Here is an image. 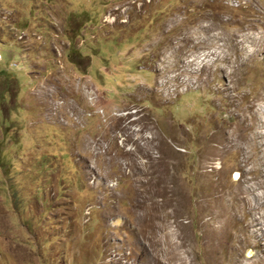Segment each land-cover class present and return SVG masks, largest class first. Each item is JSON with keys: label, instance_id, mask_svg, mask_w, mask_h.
Returning <instances> with one entry per match:
<instances>
[{"label": "rangeland", "instance_id": "374dc122", "mask_svg": "<svg viewBox=\"0 0 264 264\" xmlns=\"http://www.w3.org/2000/svg\"><path fill=\"white\" fill-rule=\"evenodd\" d=\"M157 261L264 264V0H0V264Z\"/></svg>", "mask_w": 264, "mask_h": 264}, {"label": "bare ground", "instance_id": "6f19581e", "mask_svg": "<svg viewBox=\"0 0 264 264\" xmlns=\"http://www.w3.org/2000/svg\"><path fill=\"white\" fill-rule=\"evenodd\" d=\"M150 194H151V193H150ZM154 197H155V196H154ZM150 206H151V205H150ZM170 246H171V245H170ZM157 257H158V255H157ZM156 260H157V258H156ZM182 260H183V259H182ZM157 264H161L160 261H157Z\"/></svg>", "mask_w": 264, "mask_h": 264}]
</instances>
